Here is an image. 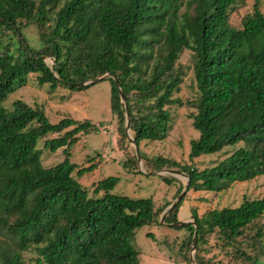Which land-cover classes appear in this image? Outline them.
Returning <instances> with one entry per match:
<instances>
[{"label":"trees","instance_id":"trees-1","mask_svg":"<svg viewBox=\"0 0 264 264\" xmlns=\"http://www.w3.org/2000/svg\"><path fill=\"white\" fill-rule=\"evenodd\" d=\"M261 3L254 0L251 13L235 29L229 24L235 0H0V264H140L135 230L160 225V214L171 204L156 208L151 197L114 194L116 177L84 188L78 178L94 164L79 168L70 162L69 149L79 134L97 133L99 128L71 118L52 124L42 109L20 100L11 110L5 108L8 97L25 87L30 75H36L37 85L47 86L49 94L58 88L84 90L89 86L71 84L109 75L100 81L110 83V110L118 120L115 145L129 174L140 172L128 147L124 104L136 148L142 141H163L171 126L170 106L186 104L193 109L187 117L198 134L189 143L190 161L225 148L234 151L202 170L163 157L147 160L138 152L146 170L149 165L154 171L178 168L188 178L189 190L211 193L263 175ZM29 26L39 31L37 49L23 35ZM184 51L189 52L194 90L185 103L175 97L185 75L178 63ZM50 135L57 137L46 139ZM59 149L63 160L45 167L42 152ZM160 179L167 186L175 181ZM181 203L165 223H177ZM191 218L193 224L172 228L189 231L179 248L182 255L196 233L195 264H207L203 243L214 233L223 247L235 249L238 260L245 247L261 252V226L249 244L238 239L249 225L264 219V196L201 216L193 210ZM146 236L156 243L153 233ZM30 249L36 257L26 263L23 253Z\"/></svg>","mask_w":264,"mask_h":264},{"label":"rangeland","instance_id":"rangeland-1","mask_svg":"<svg viewBox=\"0 0 264 264\" xmlns=\"http://www.w3.org/2000/svg\"><path fill=\"white\" fill-rule=\"evenodd\" d=\"M262 1L264 2V0ZM253 3L254 0H235V5L229 13V24L235 29H240L241 20L245 15L251 13ZM23 33L33 48L37 49L41 46L39 31L35 26L27 27L23 30ZM45 62L49 66L53 64L49 58H46ZM178 63L182 65L185 75L175 97L185 103L187 99L194 97L188 51L182 53ZM109 96L110 83L107 80L98 81L84 90L69 91L58 88L55 92L49 94L47 86L39 87L36 75H30L27 85L10 95L4 103V107L11 110L12 103L20 100L32 108L42 109L52 124L57 123L62 118H71L80 122L84 120L91 121L98 126L99 131L89 133L86 136L79 134L78 141L69 149L70 162L76 164L79 168L94 164L92 171L86 172L78 178L79 183L84 188L92 189V185L98 180L106 177H116L118 181L114 186V194L131 199L151 197L156 208L167 206L169 202L171 204L176 203L179 195L185 192L180 200L182 203L176 215L177 222L193 224L191 218L193 210L196 211L198 216H201L211 210L238 207L244 199L254 200L264 196V174L250 181L236 182L226 190L218 193L189 190L186 176L158 174L159 171L152 170L150 165L146 170L141 157L140 162H138L140 174H129L123 169L121 163L123 156L116 149L115 138L117 136L118 120L111 113ZM170 110L171 126L167 137L163 141H142L137 148L138 152L142 153L147 160L163 157L173 160L181 166L191 165L197 170H202L212 166L214 162L222 160L234 151L235 148H225L220 153L200 156L190 161L188 159L189 143L198 137L197 132L191 126V120L187 117L189 113L193 112V109L184 104L180 108L170 106ZM128 134L130 136L129 132ZM53 137H57V135H50L46 139ZM43 141L41 139L38 142L37 147L40 150ZM240 146L242 145L240 144ZM128 147L132 153H135L133 144L129 143ZM63 158L62 149L54 153L48 150L42 152V164L45 167L58 164ZM162 170H174L183 173L178 168H163ZM166 176L175 179L171 186L165 185L160 179V177ZM167 208L159 216L160 225L153 224L135 230L133 245L139 253V262L140 264H190V258H193V264H195V252L192 251L191 246L188 251L183 252V255L179 252L180 245L188 237L189 231L175 229L167 226L169 223H165L164 220L162 222ZM263 223L264 219L260 218L249 225L248 229L238 239L240 243L244 246L249 244L259 226L262 227L264 232ZM149 232L155 236L156 243L146 236ZM223 244L224 241L215 233L205 238L202 257L207 264H251L253 258L257 259L255 264H264V235L261 239V252L258 248L252 250V248L245 247V254L240 256L239 260L234 258L235 249L223 247ZM35 257L34 250L30 249L23 253V259L26 263L34 260ZM245 257L249 259L244 260Z\"/></svg>","mask_w":264,"mask_h":264},{"label":"water","instance_id":"water-1","mask_svg":"<svg viewBox=\"0 0 264 264\" xmlns=\"http://www.w3.org/2000/svg\"><path fill=\"white\" fill-rule=\"evenodd\" d=\"M109 75H104L102 76L101 78L99 79H94V80H90V81H86V82H83V83H75V84H71V86L75 87V88H82V87H86V86H90V85H93L95 83H97L98 81L102 80V79H105V78H108ZM115 86L116 88L118 89L119 91V97H120V102L122 104L125 103V100H124V96L122 94V92L120 91L119 89V86L118 84L115 82ZM124 108H125V120H126V123H125V131H126V136H127V139L129 141V143L133 144L134 145V151H135V155H136V159H137V162H140V157L138 155V150L134 144V141L130 138L128 132H129V113H128V110L124 104ZM158 174H168L170 176H176V175H182V176H185L183 173H180V172H177V171H174V170H162V171H159L157 172ZM187 178V177H186ZM187 181H188V178H187ZM185 192H182L179 197L177 198V202L180 201L182 199V197L184 196ZM176 203H173L171 204L167 210H166V213L162 219V222L164 220V218L169 214V212L175 207V205L177 204ZM185 224H188V223H185V222H177V223H174V224H167V226H171V227H179V226H182V225H185ZM195 247H196V233L194 232V235L192 237V244H191V249L193 252H195ZM190 264H193V258H190Z\"/></svg>","mask_w":264,"mask_h":264},{"label":"crops","instance_id":"crops-1","mask_svg":"<svg viewBox=\"0 0 264 264\" xmlns=\"http://www.w3.org/2000/svg\"><path fill=\"white\" fill-rule=\"evenodd\" d=\"M262 1V0H261ZM261 7H260V11L263 13V15H264V2L262 1V3H261Z\"/></svg>","mask_w":264,"mask_h":264}]
</instances>
